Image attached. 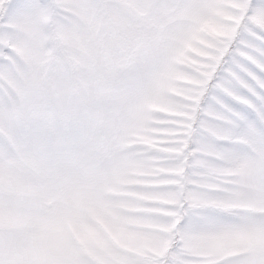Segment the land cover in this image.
<instances>
[{
    "label": "snow or ice",
    "instance_id": "1",
    "mask_svg": "<svg viewBox=\"0 0 264 264\" xmlns=\"http://www.w3.org/2000/svg\"><path fill=\"white\" fill-rule=\"evenodd\" d=\"M0 264H264V0H0Z\"/></svg>",
    "mask_w": 264,
    "mask_h": 264
}]
</instances>
